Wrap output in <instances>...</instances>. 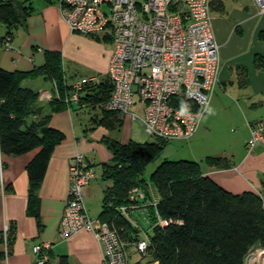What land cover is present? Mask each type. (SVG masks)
<instances>
[{"label":"crops","instance_id":"0c3cea01","mask_svg":"<svg viewBox=\"0 0 264 264\" xmlns=\"http://www.w3.org/2000/svg\"><path fill=\"white\" fill-rule=\"evenodd\" d=\"M11 1L18 9L30 2L34 4V0ZM213 5L215 33L220 43L219 82L195 134L182 139L190 147L186 158L199 161L204 173L234 192L253 189L264 195V143L257 144L249 154L246 148L252 126L264 120V65L258 61L264 58V12L254 0H214ZM6 31V25L0 24V40ZM3 42L0 66L9 70L37 68L46 62V51H59L70 84L83 76L105 75L113 51L111 41L72 32L58 2L47 0L33 5L31 13L14 30L9 48ZM39 78L50 81L44 73L24 81ZM52 86L49 87L54 94ZM52 95L45 101L41 99L44 96L38 98L32 106L38 109L35 117L51 113L49 125L62 131L64 139L54 147L35 196L29 195L27 165L37 149L14 157L0 150V264H36L32 245L38 242L49 244L51 256L60 261L65 257L68 264H103L102 244L92 231L82 229L66 238L59 233L68 197L70 162L76 152H84L93 163L89 155L95 147L88 136L100 137L103 130H87V124L79 117L85 106L81 101L80 106L71 101L60 111L51 112ZM105 155L103 161L112 157L110 151ZM208 156L228 157L231 164L210 165L206 162ZM141 211L147 213V209ZM5 222L12 228L7 251L2 242Z\"/></svg>","mask_w":264,"mask_h":264},{"label":"trees","instance_id":"16d2710c","mask_svg":"<svg viewBox=\"0 0 264 264\" xmlns=\"http://www.w3.org/2000/svg\"><path fill=\"white\" fill-rule=\"evenodd\" d=\"M20 9L11 0H0V21L7 28L0 40H4L2 45L11 39L22 19L31 13L33 5L30 2ZM103 39L110 40L108 37ZM45 53L46 62L29 71L0 66V150L14 157L37 149L27 165L30 197L36 195L54 147L64 139V133L49 125L51 113L35 117L38 109L32 104L42 94L24 85L23 81L42 73L50 79L54 84L51 112L60 111L72 101L69 99L72 84L67 81L61 53L56 50ZM258 61L264 65L263 57ZM101 77L99 84L87 85L86 92L80 95L84 107L102 108L101 116L90 117L87 130L99 123L108 128H119L125 121L126 114L106 107L112 82L107 75ZM49 97L44 96L45 100ZM174 102L182 108H197L183 95L176 96ZM103 138L112 155V161L103 162V178L111 183L104 189L98 219L116 228L124 240L136 242L144 236H139V226L128 214L134 202L130 192L140 187L148 194L147 200L136 207L147 208L146 217L151 221V233L146 232L147 251L141 256L146 261L139 260L136 264H245V256L252 247L257 243L264 247V195L253 189L234 192L209 173H204L199 161L189 158H165L145 177L147 164L161 152L167 141L175 140L156 137V140L140 143L132 139L120 142L107 136ZM206 162L217 167L231 164L225 156H208ZM151 182L159 194L156 205L152 203ZM122 206L126 207L127 213L122 212ZM156 212L168 223L157 222ZM60 262L68 264L65 257Z\"/></svg>","mask_w":264,"mask_h":264},{"label":"built area","instance_id":"2783aa9c","mask_svg":"<svg viewBox=\"0 0 264 264\" xmlns=\"http://www.w3.org/2000/svg\"><path fill=\"white\" fill-rule=\"evenodd\" d=\"M212 1L58 0V4L72 32L108 37L113 43L105 74L112 82L106 107L128 114L133 104L143 102L146 131L157 138L180 140L195 134L219 82L220 43L215 33ZM254 1L264 12V0ZM3 46L9 48L10 40ZM101 78L99 75L79 78L72 83L69 99L79 106L80 95L86 92L84 88L99 84ZM182 95L197 108H182L174 102L176 96ZM259 143H264V120L251 128L246 145L248 154ZM1 163L0 154V167ZM95 177L93 163L84 152H76L69 165L68 197L59 233L66 238L82 229L90 230L102 244L103 264H130V247L140 256L145 254L147 234L136 242H128L107 221L91 216L85 198ZM130 198L134 201L130 207L136 208L147 200V193L135 187ZM152 203L156 205L155 200ZM121 210L127 213L125 206ZM156 214L157 222L168 223ZM11 230V225L5 222L2 242L6 251ZM256 248L264 250L257 243L250 253ZM32 252L36 264H61L60 259L51 256L46 242L33 244ZM251 257L246 260L254 262L255 257Z\"/></svg>","mask_w":264,"mask_h":264},{"label":"rangeland","instance_id":"374dc122","mask_svg":"<svg viewBox=\"0 0 264 264\" xmlns=\"http://www.w3.org/2000/svg\"><path fill=\"white\" fill-rule=\"evenodd\" d=\"M42 1L43 0H34L33 5H36L37 3L40 4L42 3ZM225 1L233 2L234 0H225ZM242 1L245 2L246 0H242ZM0 24H3V22L0 21ZM23 84L32 86L33 88L39 90L42 96L53 94L51 88L49 87L50 85L52 86V83H50V81L46 82L43 78H39L37 80L32 79V81L25 80ZM41 99L45 101V98H41ZM43 104H47V102ZM144 106L145 105L143 102H138L136 104H133L129 108L130 113L126 114L125 121L123 125L119 128H108L103 123L102 124L99 123L95 126V128L88 129V131H91V133L97 132L98 130H101V129L103 130V135L101 134L102 136L100 137L94 138L93 136H88V138L90 139V140L88 139V141L91 142L95 147L94 148L95 152H92L90 154L91 156L89 155V157L93 161V167L96 171L97 178L93 180L92 186H91V193L89 195L86 194L87 196L85 198V201L87 203L88 210H90L89 213L93 217H97L100 214L102 210L104 189L111 183V180L104 179L102 175L103 162L109 161V160L103 161V157H105L106 152L110 150L107 143L103 141L104 139L103 137L107 136L111 139H114L120 142H127L130 139L140 142V143H145L147 141L156 140V137L150 135L145 129L144 122L142 120L143 116L145 115ZM83 110L84 111H81V113H79V117L83 119L84 123H88L90 117H93L96 114H100L101 116L102 114L101 113L102 108L99 106L96 108H88L86 106L84 107ZM132 113L137 114L139 117H133ZM80 123L81 122L78 119L77 128H79ZM104 130L106 131L104 132ZM189 148H190L189 143L186 141H182V139H180L179 141H167L164 147L161 149V152L151 162L147 164L144 176L148 177L151 174L152 170L157 166V164L160 163V161H162L165 158H168V159L186 158L187 156L190 155L188 152ZM110 161H112L111 158H110ZM150 190H151L152 199L158 200L159 194L156 191L155 184L153 182H151L150 184ZM142 209L143 208H132V209H129V212H128L131 221H133L137 226H139L140 230L138 231V234L140 237L144 236L147 231L151 233V229H150L151 221L148 219L149 217L148 218L146 217L147 214L144 213L145 211H141ZM150 213H151V209L149 208V214ZM257 250H261V249L256 248L254 251H257ZM250 251L247 253L246 257L250 255ZM246 257H245V264H249V263L250 264H260L261 263L259 259H255L257 261L256 263L247 261L246 259L249 258L250 256L247 258ZM139 260H142L143 262L146 261V259H142L140 254L133 247H130L129 263L136 264V262Z\"/></svg>","mask_w":264,"mask_h":264},{"label":"bare ground","instance_id":"6f19581e","mask_svg":"<svg viewBox=\"0 0 264 264\" xmlns=\"http://www.w3.org/2000/svg\"><path fill=\"white\" fill-rule=\"evenodd\" d=\"M252 255L255 257V259H259L260 260V262H261L260 264H264V250H257V251H254V252L250 253V255L247 256V257H249V256L250 257L247 258V259L249 260Z\"/></svg>","mask_w":264,"mask_h":264}]
</instances>
